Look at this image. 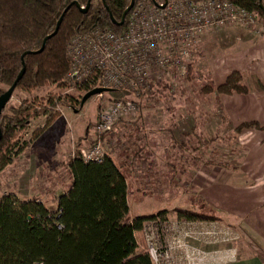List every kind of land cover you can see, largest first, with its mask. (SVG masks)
I'll use <instances>...</instances> for the list:
<instances>
[{"label":"trees","instance_id":"obj_1","mask_svg":"<svg viewBox=\"0 0 264 264\" xmlns=\"http://www.w3.org/2000/svg\"><path fill=\"white\" fill-rule=\"evenodd\" d=\"M226 1L264 19L261 0ZM93 2L82 13L80 8H85L88 0H0V96L23 67L14 92L57 91L45 98H24L2 110L0 173L26 150L29 142L21 141L19 135L32 120L47 116L48 127L58 118L56 112L51 113L57 105L64 103L78 112L82 97L97 88L92 76L74 90L75 96H60L67 88L64 79L69 69V40L94 28L120 33L126 26L128 14L122 26L114 22H120L130 0ZM61 17L56 34L37 53ZM216 92L246 95L248 89L241 84V75L233 72ZM250 129L261 128L255 122L243 123L235 133ZM38 135L39 131L34 132L31 141ZM68 171L70 188L56 197V210H48L40 202L21 201L13 194L0 198V264H151L144 228L150 223L160 231L167 223L166 212L131 219L125 178L110 157L101 163H84L77 153L69 161ZM175 214L176 221L184 223L214 220L193 211L178 209Z\"/></svg>","mask_w":264,"mask_h":264},{"label":"crops","instance_id":"obj_2","mask_svg":"<svg viewBox=\"0 0 264 264\" xmlns=\"http://www.w3.org/2000/svg\"><path fill=\"white\" fill-rule=\"evenodd\" d=\"M241 52H247L245 57L242 55L245 62L232 65L231 70L247 75L248 93L220 97L225 128L233 131L243 123L255 122L261 129L242 131L237 143L234 137V143L223 144L200 143L201 140L195 138H199L198 131L193 133V143H186L177 141L178 134L172 131L145 125L142 126L144 133L148 131L155 141L153 137H144L139 142L135 138L142 136L141 126L135 130L138 137L129 141L128 123L123 121L102 141L104 148L108 147L106 156L125 178L130 218L177 209L214 218L208 222L184 223L176 221L172 214H165L167 224L177 234L192 235L191 245L228 257L216 264H264V41ZM156 94L143 97L141 105L137 106V118L146 114L148 121L153 111L148 103L160 100ZM139 120L130 126L135 129ZM115 132L118 134L112 136ZM110 135L112 143H106L109 139L105 138ZM222 148L224 163L222 156L217 154ZM69 179L71 183V176ZM188 183L189 189L185 188ZM6 194L4 192L1 197ZM160 244L165 246L163 239Z\"/></svg>","mask_w":264,"mask_h":264},{"label":"rangeland","instance_id":"obj_3","mask_svg":"<svg viewBox=\"0 0 264 264\" xmlns=\"http://www.w3.org/2000/svg\"><path fill=\"white\" fill-rule=\"evenodd\" d=\"M261 1L264 7V0ZM93 3L96 4L97 0H94ZM256 19L254 27L249 29L224 28L203 36L192 53L186 74L179 76L174 72L167 77L166 81L156 84L151 92L149 90L147 95H153L155 92L156 96H160V100L156 103H148L155 111L154 114L151 111L150 116L147 114L148 121L146 114L141 118H137L136 115L120 121L128 123L126 126L129 131L126 134L129 141L138 137L135 130L140 126L139 133H142V136L135 139L140 142L144 137L152 138L153 136L148 131L145 134L146 131L142 128L147 125L145 127L172 131L175 135L178 134L175 136L177 141L186 143H193V133L198 131L199 138L197 136L195 138L201 140L200 143L223 144L231 143V141L234 143V137L237 143L240 133L236 134L235 130L230 131L225 128L224 107L221 102V99L233 94H219L216 92V88L223 84L233 72L239 73L241 84L248 87L249 78L247 75L239 70L232 71L231 68L232 65L239 66L245 62L243 56L245 57L247 52L241 51L248 46L264 41V19L257 16ZM253 87H255L254 83ZM56 92L54 88H43L29 95L16 91L12 94L7 107L18 105L24 98H45ZM63 92H60V96L66 95ZM69 95L75 96L74 92ZM126 95L123 92H106L100 98L97 96L90 98L79 108L78 112L72 111L66 104L60 103L51 111L52 114L56 112L58 118L48 127H45L47 116H40L32 120L30 125L19 135L21 141L29 142L24 151L25 154L23 152L22 157L14 160L13 166L4 174L0 173V197L4 192L14 193L18 198L38 200L48 210H56V197L67 192L70 188L69 161L79 150L93 146L90 129L97 120L98 113L109 106L115 97L124 98ZM147 95L143 97H147ZM129 97L132 98V96ZM143 97L138 99V102L136 101L138 107L141 105ZM157 109L158 111H156ZM212 117L213 119L209 122ZM137 119H141V121L136 123L138 125L134 129L130 123H134ZM37 131H39L38 137L31 141L32 134ZM115 134L118 133L115 132L112 136H116ZM112 136L105 138L109 139L106 140L108 141L106 143H112ZM100 140L101 143H105L102 142V137ZM153 141H155L154 137ZM107 148L106 145L105 148L103 146L105 155L108 152ZM220 150L217 154L222 156L221 162L224 163V149ZM173 183L177 184L176 181ZM185 188L189 189V183ZM170 214L176 219L175 211L166 212V215Z\"/></svg>","mask_w":264,"mask_h":264},{"label":"built area","instance_id":"obj_4","mask_svg":"<svg viewBox=\"0 0 264 264\" xmlns=\"http://www.w3.org/2000/svg\"><path fill=\"white\" fill-rule=\"evenodd\" d=\"M155 3L138 0L133 4L120 33L94 28L72 37L67 44L69 69L63 94L74 92L92 76L96 78L97 88L127 94L114 99L98 113L90 129L93 146L78 152L84 163L103 162L106 155L100 138L118 122L137 115L138 99L166 81L170 74H186L192 53L203 36L224 28L249 29L257 20L255 14L226 0ZM143 236L151 264H216L228 258L191 245L192 235L177 234L167 223L160 231L146 224ZM161 239L165 246H161Z\"/></svg>","mask_w":264,"mask_h":264},{"label":"water","instance_id":"obj_5","mask_svg":"<svg viewBox=\"0 0 264 264\" xmlns=\"http://www.w3.org/2000/svg\"><path fill=\"white\" fill-rule=\"evenodd\" d=\"M152 2L154 4H156L154 0H152ZM90 4H91V0H88V3L86 5V7L85 8H80L82 13H86L88 11ZM133 4H134V0H130L129 6L123 12L120 22L119 23L114 22L116 25L122 26L124 24L125 18L127 16V14L129 13V11L131 10V8L133 7ZM261 8L263 9V12H264V7L262 5H261ZM61 21H62V17L57 22V25H56V28H55L54 32L50 36H48V37H46L44 39V41L42 43V46H41V49L37 53H40L44 49L47 40H49L52 36H54L56 34V32H57V30H58V28L60 26ZM23 74H24V67L21 70L20 74L18 75L16 81L13 83V85L5 93H3L0 96V114H1L2 110L7 106L8 102L10 101V99L12 97V94H13V92L15 90L16 84L21 79ZM106 92H110V90L109 89H103V88H96V89H94L92 91H89L88 93H86L82 97V99L80 101V107H82L90 98L98 96V95H101V94H104ZM75 112H77V111H75ZM0 137H1V132H0Z\"/></svg>","mask_w":264,"mask_h":264}]
</instances>
